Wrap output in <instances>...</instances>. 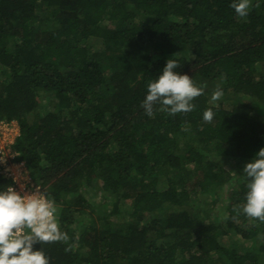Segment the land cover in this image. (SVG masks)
<instances>
[{
  "label": "trees",
  "instance_id": "trees-1",
  "mask_svg": "<svg viewBox=\"0 0 264 264\" xmlns=\"http://www.w3.org/2000/svg\"><path fill=\"white\" fill-rule=\"evenodd\" d=\"M230 3L0 0V121L69 237L42 243L50 264H264L240 175L264 147V0ZM171 57L204 91L148 116Z\"/></svg>",
  "mask_w": 264,
  "mask_h": 264
},
{
  "label": "clouds",
  "instance_id": "clouds-1",
  "mask_svg": "<svg viewBox=\"0 0 264 264\" xmlns=\"http://www.w3.org/2000/svg\"><path fill=\"white\" fill-rule=\"evenodd\" d=\"M230 6L239 17H246L251 0H231ZM178 68L179 61L168 58L159 76L148 82V91L142 103L148 116L154 115L157 105L173 114L189 112L195 107L192 101L202 94L204 88L197 85L192 76L178 71ZM222 95L223 88L217 86L211 100L217 101ZM214 116L213 108L203 112L204 121L211 122ZM12 123L19 126L16 121ZM13 153L17 158L18 153ZM240 175L247 182L242 212L247 217L264 221V147L244 164ZM56 212L55 201L41 191L24 194L12 186L0 189V264H50L42 243L66 241L69 238L62 231ZM37 243L41 247H35Z\"/></svg>",
  "mask_w": 264,
  "mask_h": 264
},
{
  "label": "built area",
  "instance_id": "built-area-1",
  "mask_svg": "<svg viewBox=\"0 0 264 264\" xmlns=\"http://www.w3.org/2000/svg\"><path fill=\"white\" fill-rule=\"evenodd\" d=\"M13 123L8 124L4 121H0V133L6 132L7 128L11 127ZM18 134L15 136V138ZM15 138L12 142L0 145V174L7 180H12V186L14 189L20 191L21 193L28 194L35 191H41L45 194V189L38 184H36L28 168L23 161L16 160V154L11 151V145L14 143ZM28 231V229H25Z\"/></svg>",
  "mask_w": 264,
  "mask_h": 264
},
{
  "label": "rangeland",
  "instance_id": "rangeland-1",
  "mask_svg": "<svg viewBox=\"0 0 264 264\" xmlns=\"http://www.w3.org/2000/svg\"><path fill=\"white\" fill-rule=\"evenodd\" d=\"M92 44L95 46V48L101 50L103 45L97 41V43H93ZM48 101H44L43 105L46 104ZM44 109H46V106L44 107ZM48 109V108H47ZM46 109V110H47ZM43 112V111H42ZM19 133V126L16 123H13V125H11V127L7 128L6 132H1L0 133V145L2 146L3 144H7L10 143L14 140L15 136ZM238 162L236 161H230L228 162V164H226V167L231 169L232 171H236L238 169ZM100 194H97V196Z\"/></svg>",
  "mask_w": 264,
  "mask_h": 264
}]
</instances>
